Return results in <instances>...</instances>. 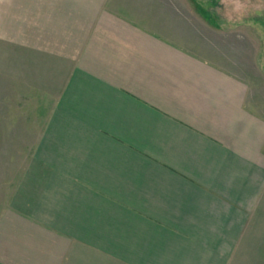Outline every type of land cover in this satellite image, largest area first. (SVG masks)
Wrapping results in <instances>:
<instances>
[{
  "label": "crops",
  "instance_id": "1",
  "mask_svg": "<svg viewBox=\"0 0 264 264\" xmlns=\"http://www.w3.org/2000/svg\"><path fill=\"white\" fill-rule=\"evenodd\" d=\"M176 29L113 0H0L1 60L50 102L0 264L231 260L263 198L264 119Z\"/></svg>",
  "mask_w": 264,
  "mask_h": 264
},
{
  "label": "rangeland",
  "instance_id": "2",
  "mask_svg": "<svg viewBox=\"0 0 264 264\" xmlns=\"http://www.w3.org/2000/svg\"><path fill=\"white\" fill-rule=\"evenodd\" d=\"M113 4L127 17L162 20L190 37L197 51L247 83L249 110L264 119V0H113ZM208 11L215 23L208 20ZM1 52L0 45V210L13 198L21 178L18 171L30 159L27 155L45 125L50 103L31 77L16 75L14 61L1 60ZM88 255L72 264H112ZM227 264H264V193Z\"/></svg>",
  "mask_w": 264,
  "mask_h": 264
},
{
  "label": "trees",
  "instance_id": "3",
  "mask_svg": "<svg viewBox=\"0 0 264 264\" xmlns=\"http://www.w3.org/2000/svg\"><path fill=\"white\" fill-rule=\"evenodd\" d=\"M215 7V6H214ZM207 18L209 21L215 23V21H217L216 17L214 16V14H212L210 11H208L207 13L205 12Z\"/></svg>",
  "mask_w": 264,
  "mask_h": 264
}]
</instances>
